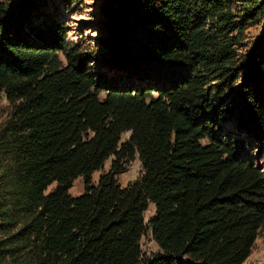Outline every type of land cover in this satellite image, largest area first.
<instances>
[{
  "label": "trees",
  "instance_id": "obj_1",
  "mask_svg": "<svg viewBox=\"0 0 264 264\" xmlns=\"http://www.w3.org/2000/svg\"><path fill=\"white\" fill-rule=\"evenodd\" d=\"M104 1L112 76L68 51L43 0H0V90L11 106L0 219L13 227L0 258L242 264L264 227V0ZM249 26L258 33L240 52ZM136 155L143 173L122 188L115 175ZM77 177L84 193L72 197ZM149 203L161 253L143 259Z\"/></svg>",
  "mask_w": 264,
  "mask_h": 264
},
{
  "label": "rangeland",
  "instance_id": "obj_2",
  "mask_svg": "<svg viewBox=\"0 0 264 264\" xmlns=\"http://www.w3.org/2000/svg\"><path fill=\"white\" fill-rule=\"evenodd\" d=\"M44 12L51 18L61 22L66 32V42L68 51L77 54H85L89 60V71L96 75L99 72H108L109 76L113 75V70L108 69L103 64V58L107 56L105 43L112 40L106 30L103 9L104 0H43ZM258 26H249L245 29L239 44V51H245L251 47L254 38L258 33ZM60 58L65 62L63 53H59ZM101 98L104 93H101ZM11 106L6 100L5 94L0 90V128L5 124L10 116ZM233 120L226 121L227 129L234 130ZM129 132L121 135L120 142L125 141L129 137ZM112 158L105 161L103 167L91 176L93 184L98 182L99 177L107 173L110 168ZM256 164L261 167L264 173V157H255ZM124 171L116 174L115 179L120 187H126L130 183L138 180L142 173L141 162L136 155L133 159L123 163ZM56 183L53 182L46 189V193L50 192ZM70 196L76 197L84 193L83 178L77 177L73 180L72 186L68 190ZM154 214V205L149 203L147 210L144 212V221L146 228L144 234L139 241L141 255L143 259L151 258L161 253L160 248L153 239L148 227V220ZM0 219V249L8 248L7 244H12V240L8 239L13 232V227L3 225ZM6 251L0 252V255L6 256ZM7 258H0V264H7ZM172 264H205L202 262L190 260L187 256H174ZM242 264H264V227L259 231L254 242L250 255Z\"/></svg>",
  "mask_w": 264,
  "mask_h": 264
}]
</instances>
